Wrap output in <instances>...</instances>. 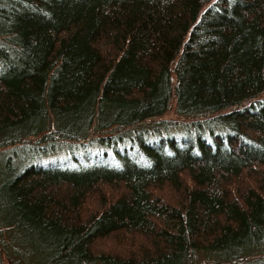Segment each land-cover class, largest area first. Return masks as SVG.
Returning <instances> with one entry per match:
<instances>
[{"label": "trees", "instance_id": "obj_1", "mask_svg": "<svg viewBox=\"0 0 264 264\" xmlns=\"http://www.w3.org/2000/svg\"><path fill=\"white\" fill-rule=\"evenodd\" d=\"M0 264H264V0H0Z\"/></svg>", "mask_w": 264, "mask_h": 264}, {"label": "rangeland", "instance_id": "obj_2", "mask_svg": "<svg viewBox=\"0 0 264 264\" xmlns=\"http://www.w3.org/2000/svg\"><path fill=\"white\" fill-rule=\"evenodd\" d=\"M169 116H170L171 118H173L172 115H169Z\"/></svg>", "mask_w": 264, "mask_h": 264}]
</instances>
